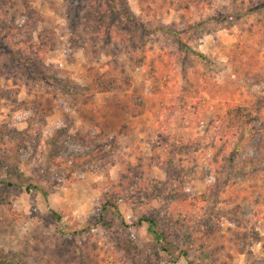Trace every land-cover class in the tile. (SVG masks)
<instances>
[{
  "label": "rangeland",
  "instance_id": "obj_1",
  "mask_svg": "<svg viewBox=\"0 0 264 264\" xmlns=\"http://www.w3.org/2000/svg\"><path fill=\"white\" fill-rule=\"evenodd\" d=\"M106 1H30L37 77L7 66L25 8L0 0V264H264V170L226 173L230 155L264 157V60L233 54L264 0ZM224 102L254 118L225 134ZM214 167L227 184L201 202Z\"/></svg>",
  "mask_w": 264,
  "mask_h": 264
},
{
  "label": "trees",
  "instance_id": "obj_2",
  "mask_svg": "<svg viewBox=\"0 0 264 264\" xmlns=\"http://www.w3.org/2000/svg\"><path fill=\"white\" fill-rule=\"evenodd\" d=\"M31 0H22L23 7L25 8V11L23 15L24 24L20 25L18 30L23 29V33L25 34L24 38L21 41V44L24 45V48L16 49L14 51H8V54L11 56V63L10 65H7L10 69H26V74L30 76H37L40 77L44 74V69H46L45 63H44V57H39V46L32 41V28L33 24L36 21H40V16L38 13L35 12V10L30 5ZM107 8L115 10L113 1L107 0ZM261 8V7H260ZM249 11H254L252 9H249ZM126 13V12H125ZM124 14V13H123ZM128 14L126 13V16ZM26 20V21H25ZM161 30H164L167 33L174 34L175 31L166 27H159ZM250 36L247 37L242 42L238 43L236 45V50L233 51V54L236 57L241 56L240 59H238V66L241 68L244 64L250 65V63H253V57L255 54L259 57V60H264V21L261 22L260 26L249 28ZM178 42H181V39H178ZM256 52V53H255ZM23 53V56H22ZM25 53V55H24ZM21 57V61L23 60L24 63L21 64V67H18L17 65V59ZM37 60V61H36ZM34 61L37 62L34 63ZM68 90L71 88L72 90L81 89L82 87H78V85L74 86L73 83L67 85L66 87ZM220 107V110H219ZM247 118H254L253 113H246L245 109L240 104H233L229 102L224 103H218V107L216 109V117H213V121L216 119L219 120L220 124L218 126L221 127L225 131V134H233L234 130L239 129L243 124L247 123ZM166 151V150H165ZM172 152V151H170ZM168 155L169 156V153ZM81 159L83 160V157H77L76 159H69L70 162H75L78 160L77 163H81ZM235 157L234 155H230L227 160V166H226V173L227 175H234V176H240L241 174H248L253 175L254 173L260 172L261 170H264V157L258 158V157H244L239 165H235L234 163ZM76 163V164H77ZM248 167L244 171V169ZM223 174V171H220L218 173V169L215 167L211 169L208 173H206L207 177V184H206V191L204 192V196L201 199V202H208L210 199L218 196L219 190L227 184V177L228 176H222V179H219L221 175ZM2 184L4 185V189L7 190L8 187L13 185V181L9 179H3ZM42 192V194H45V191L41 188H39ZM103 210L108 211L111 215V219H120V214L118 212L117 207H115L111 201L107 200L105 206L103 205ZM209 219L212 220V223L215 221L213 219V215L209 216ZM145 220L148 221V228L149 232L153 234L154 240H156L158 243L162 244V248L165 252H168V254L171 255V258L176 261L179 258V254L175 255V248H176V241L172 240L168 237L167 229L163 224L162 219H153L151 217H146ZM33 237L37 240L46 238V234L44 233V227L41 224H36V227L32 233ZM185 252V251H183ZM184 254H187L185 252ZM141 259H145L143 256ZM0 260L7 262V260H4L0 257ZM141 264H144L142 262ZM146 264V263H145ZM147 264H149L147 262ZM190 264V263H189Z\"/></svg>",
  "mask_w": 264,
  "mask_h": 264
}]
</instances>
